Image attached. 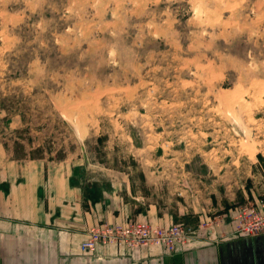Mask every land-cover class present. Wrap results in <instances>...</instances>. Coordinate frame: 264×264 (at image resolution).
Instances as JSON below:
<instances>
[{
  "label": "rangeland",
  "instance_id": "1",
  "mask_svg": "<svg viewBox=\"0 0 264 264\" xmlns=\"http://www.w3.org/2000/svg\"><path fill=\"white\" fill-rule=\"evenodd\" d=\"M38 165L189 228L179 251L239 236L264 210V0H0V168Z\"/></svg>",
  "mask_w": 264,
  "mask_h": 264
},
{
  "label": "crops",
  "instance_id": "2",
  "mask_svg": "<svg viewBox=\"0 0 264 264\" xmlns=\"http://www.w3.org/2000/svg\"><path fill=\"white\" fill-rule=\"evenodd\" d=\"M38 167L0 168V264H264V234L214 232L176 253L143 248L122 254L101 246L86 254L81 245L94 226L132 218L87 197L70 168ZM136 217L167 221L153 210Z\"/></svg>",
  "mask_w": 264,
  "mask_h": 264
},
{
  "label": "built area",
  "instance_id": "3",
  "mask_svg": "<svg viewBox=\"0 0 264 264\" xmlns=\"http://www.w3.org/2000/svg\"><path fill=\"white\" fill-rule=\"evenodd\" d=\"M237 219L239 224H236L234 231L239 236H253L264 232V210L246 208L238 213ZM190 234L189 228L173 223L162 226L140 219L117 224L102 222L90 230L81 249L90 255L101 246L114 247L122 254L153 247L162 248L166 253H176L181 247H187L186 239Z\"/></svg>",
  "mask_w": 264,
  "mask_h": 264
},
{
  "label": "trees",
  "instance_id": "4",
  "mask_svg": "<svg viewBox=\"0 0 264 264\" xmlns=\"http://www.w3.org/2000/svg\"><path fill=\"white\" fill-rule=\"evenodd\" d=\"M16 156V155H15ZM16 157H19V156H16Z\"/></svg>",
  "mask_w": 264,
  "mask_h": 264
}]
</instances>
